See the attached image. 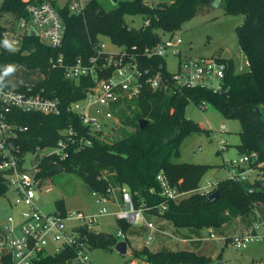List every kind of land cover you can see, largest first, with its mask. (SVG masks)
Returning a JSON list of instances; mask_svg holds the SVG:
<instances>
[{"label":"trees","instance_id":"1","mask_svg":"<svg viewBox=\"0 0 264 264\" xmlns=\"http://www.w3.org/2000/svg\"><path fill=\"white\" fill-rule=\"evenodd\" d=\"M220 1L225 13L244 15L236 33L249 70L238 73L233 59L220 58L229 68L227 86L218 93L202 88L173 91L146 88L137 101L122 110V127L114 135L102 139L98 134H89L90 145H85L80 152L70 149L69 157L59 163L64 171L81 178L91 192H104L109 186L126 188L137 207L162 202L157 176L164 173L173 187L188 193L181 202H170L164 213H157L177 228H217L234 218L253 215L258 206H264L263 180L235 182L226 178L215 189L219 190L220 197L209 201L208 196L196 191L212 166L174 161L180 156L185 139L193 134H208L207 129L187 117L186 109L190 102L197 106L206 103L226 119L239 121V154L257 152L260 160L264 161V0ZM220 1L173 0L171 3L148 5L144 0H130L118 1L113 9L105 10L97 0H92L81 15H72L68 5L57 8L65 24L62 47L53 48L42 43L37 36L26 34L18 49L0 48V72L9 64L15 65L16 69L39 72L43 80L36 87L43 88L46 96L58 98L63 105H67L84 97L89 83L87 80L77 82L67 79L61 69L52 68V58L60 54H64L68 61L87 57L92 54L93 44L100 37H108L116 45L154 46L160 41L161 33L179 31L204 7ZM3 14L15 19L26 17V2L3 0L0 15ZM138 15L144 18V22L150 20V25L131 28L127 17ZM5 28L0 23V44ZM153 65L170 74L164 58L155 59ZM10 116L20 126L28 128L16 138L24 154L34 152L37 147H55L62 137L61 131L70 124L78 131L83 129L80 121L67 113L55 116L13 110ZM140 119L148 120L145 129H140ZM39 167L37 178L40 180L54 174L52 158H44ZM8 192L7 177L0 172V197H5ZM59 204V210L65 213L63 203ZM118 225L124 233L130 226L125 222ZM117 243L118 238L113 233L90 234V249L114 250ZM133 254L148 264L215 262L211 257L189 250L153 252L144 248L133 251ZM69 256L42 258L36 264H69L66 262Z\"/></svg>","mask_w":264,"mask_h":264},{"label":"built area","instance_id":"2","mask_svg":"<svg viewBox=\"0 0 264 264\" xmlns=\"http://www.w3.org/2000/svg\"><path fill=\"white\" fill-rule=\"evenodd\" d=\"M27 16L16 19L11 26H5L0 48L7 39L12 44V50L20 47L24 35L35 31L40 41L48 46L59 49L62 47L65 24L57 8L49 1L24 0ZM92 0H73L68 8L72 15H81ZM144 25H150L146 20ZM176 33V32H175ZM175 33L164 39L161 33L160 41L154 46L116 45L118 51L107 50L103 37L93 44V52L87 57L75 60L60 54L51 59L53 69H61L67 79L73 81L87 80L84 97L63 105L58 98L44 94L43 88L36 84H8L0 88V172L7 177L9 191L14 197V204L22 206L21 222L17 225L13 216H9L0 238V264H36L42 258L70 255L69 264H91L90 234H99L96 226L104 217H113L119 222L136 224L145 221L146 213H164L170 202L179 203L188 193L180 192L173 187L167 176L160 173L157 180L160 184L162 202L152 206L143 204L136 206L130 192L126 188L109 186L104 192H91L98 208L91 213L57 211L53 214L43 212L36 201L40 197L42 180L37 178L40 172V162L44 158H52L53 165L65 161L70 149L80 152L85 145H90L89 134H98L102 139L110 138L122 127L121 112L126 106L137 101L146 88L173 91L184 88H202L218 93L226 84L228 64L220 58H203L182 56L179 49L183 40ZM7 49V48H5ZM169 53L179 58L177 73L165 74L153 65L157 58H164ZM167 69V68H166ZM206 109V103L199 105ZM13 110L37 112L44 115L59 116L67 113L77 118L82 124L78 131L72 124L61 131L62 137L53 148L37 147L28 154L22 153L16 143L19 133L28 130L12 120ZM223 126L220 131L209 129L210 140L216 142L219 151L227 150L226 141L218 134L225 133ZM85 131V132H83ZM42 157L37 163V153ZM32 157L28 160V156ZM31 163L27 168V163ZM228 177L231 181L254 182L264 181V161L257 152L239 154L237 158L227 161ZM219 182L208 180L200 185L196 192L209 196L215 191ZM110 205L113 207L110 209ZM153 213V214H154ZM151 233L147 245L153 240L156 227L152 222H146ZM259 223L254 224V233L244 237H234L230 244L235 248H246L247 244L258 239L264 240V234H257ZM115 236L118 242L126 241L125 233L119 226ZM128 243V241H127ZM136 264H148L137 259Z\"/></svg>","mask_w":264,"mask_h":264},{"label":"rangeland","instance_id":"3","mask_svg":"<svg viewBox=\"0 0 264 264\" xmlns=\"http://www.w3.org/2000/svg\"><path fill=\"white\" fill-rule=\"evenodd\" d=\"M73 0H55L56 8H63ZM103 9L111 10L117 4L113 0H97ZM130 1V0H118ZM3 0H0V6ZM148 5L171 3L173 0H144ZM244 21V15H229L225 13L219 2L204 7L194 18L186 21L176 35L180 36L183 44L179 48L182 56L203 57V58H224L226 53L231 54L235 71L238 73L249 70L248 62L241 51L238 43L236 28ZM16 19L9 14L0 15V23L11 26ZM127 23L131 28H140L144 25L142 16L127 17ZM170 35L164 34L163 38L168 39ZM106 48L110 52L118 51L108 37L102 38ZM166 68L170 73H177L179 69V58L169 53L165 56ZM42 80V75L36 71H29L18 68L16 71L5 77L4 83L8 84H37ZM189 119L198 122L204 129L220 131L225 127V133L218 134L227 144V150L219 151L216 142L210 140L207 133L193 134L183 142L180 156L174 161L177 163L205 164L212 166L211 170L203 177V183L208 180L220 182L228 177L227 161L237 158L239 155L237 145L240 144L241 124L237 120L226 119L211 105L206 104V109L201 110L199 106L190 102L186 109ZM37 163L42 157V152L37 153ZM32 155L28 156V160ZM31 163H27L29 169ZM40 197L36 201L39 208L47 213L53 214L60 211L59 203L62 202L67 213L83 212L91 213L98 208L91 191L85 186L81 178L68 171H60L42 180L40 185ZM110 209V205H108ZM22 206L14 204V197L11 191L5 197H0V238L3 236V228L9 216H13L16 224L21 222L20 212ZM147 221L153 222L156 228L160 226L168 231V234L157 233L154 239L147 245L149 233L145 229L146 222L141 221L130 224L125 233V240L128 241V253L120 254L116 250L105 248H94L88 250L91 264H136L137 259L133 251H140L146 246L150 251L161 250H196L191 241H201L202 246L208 252L217 254V258L226 264H264V240L258 239L247 244L246 248H235L232 245L223 246L220 242L207 243L203 241L209 234V229H214L222 237H244L254 233L255 222L259 223L257 234H264V206H259L258 211L250 216L234 218L217 228L193 229L192 240L183 243L180 239L186 237L181 228H177L171 221L161 216L145 214ZM255 219V220H253ZM97 231L116 234L119 225L113 217H104L96 226ZM189 237V236H188ZM217 250V251H214ZM142 260V259H141ZM144 261V260H143Z\"/></svg>","mask_w":264,"mask_h":264},{"label":"crops","instance_id":"4","mask_svg":"<svg viewBox=\"0 0 264 264\" xmlns=\"http://www.w3.org/2000/svg\"><path fill=\"white\" fill-rule=\"evenodd\" d=\"M42 1H49V2H51L53 5H54V3H55V0H42ZM220 1V0H219ZM221 2V1H220ZM219 2V3H220ZM3 24V23H2ZM231 55V54H230ZM231 59H233L232 58V56H231ZM42 75V74H41ZM42 80H43V75H42ZM41 80V81H42ZM201 125V124H200ZM202 126V125H201ZM202 127H204V126H202ZM258 208H259V206L257 207V211H258ZM256 211V212H257ZM146 214H149V215H156V216H160V215H157V214H153V213H146ZM238 218V217H237ZM253 220H255V219H253ZM144 222V221H143ZM145 222H151V221H147L146 220V218H145ZM153 223V222H152ZM227 224V223H226ZM225 225V224H224ZM145 229H146V231L150 234L151 233V231H150V229L147 227V225L145 224ZM164 228H165V226H164ZM163 227H161L160 226V230L158 229V228H156V231H154L153 232V239H154V236L157 234V233H160V234H168V231H166L165 229H164ZM193 228H181V231L180 230H178L177 232L179 233V232H185V235H186V237H184V238H181L180 240L183 242V243H188V242H190L191 240H192V236H194L195 234H197V233H193ZM217 233V231H215L214 229H209V234H208V236H206L205 238L203 237L202 239H203V241L205 240L207 243H212V242H220V243H222V245L224 246H227V245H231L230 244V240L233 238V237H230V238H228V237H222V236H218V235H223V234H219V233ZM189 236V237H188ZM156 237V236H155ZM150 244V243H149ZM148 244V245H149ZM191 244L193 245V247L194 248H196V250H189V251H193V252H195V253H197V254H199V255H204V256H208V257H211L214 261H217L218 260V258H217V254H213L212 255V252H208L207 254H205L206 253V250L203 248L204 246H202V244H203V242H201V241H191ZM145 248H148L147 246L145 247ZM174 251V250H173ZM176 251H180V250H176ZM214 251H217V250H214ZM157 252V251H156ZM224 262V261H223ZM224 264H226L225 262H224Z\"/></svg>","mask_w":264,"mask_h":264},{"label":"water","instance_id":"5","mask_svg":"<svg viewBox=\"0 0 264 264\" xmlns=\"http://www.w3.org/2000/svg\"><path fill=\"white\" fill-rule=\"evenodd\" d=\"M113 2L115 4L118 3V0H113ZM222 2H220V6L222 7ZM29 34H31L32 36H37V34L35 33V31L31 30L29 32ZM224 59L225 60H230L231 59V55L229 53H226L225 56H224ZM139 127L140 129H145L148 125V120H145V119H140L139 120ZM60 171H63V167L61 165H58L56 166L55 168H53L52 172L56 173V172H60ZM220 197V192L219 190H215L213 193H211L209 196H208V200L209 201H213V200H216ZM114 250H116L118 253L120 254H126L128 253V243L127 241H120L117 243V245L114 247ZM214 264H224V262L222 260H217L214 262Z\"/></svg>","mask_w":264,"mask_h":264},{"label":"clouds","instance_id":"6","mask_svg":"<svg viewBox=\"0 0 264 264\" xmlns=\"http://www.w3.org/2000/svg\"><path fill=\"white\" fill-rule=\"evenodd\" d=\"M3 46L9 50H12V44L7 39L3 41ZM15 71H16V66L13 64H9L6 67H4L3 71L0 72V88L3 87L5 77H8L9 75L13 74Z\"/></svg>","mask_w":264,"mask_h":264}]
</instances>
